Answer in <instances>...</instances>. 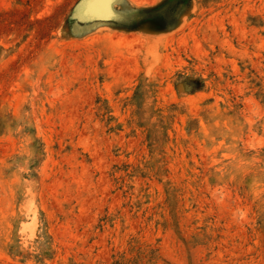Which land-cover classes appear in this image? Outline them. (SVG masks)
<instances>
[{
    "label": "rangeland",
    "instance_id": "1",
    "mask_svg": "<svg viewBox=\"0 0 264 264\" xmlns=\"http://www.w3.org/2000/svg\"><path fill=\"white\" fill-rule=\"evenodd\" d=\"M87 1L0 0V264H264V0Z\"/></svg>",
    "mask_w": 264,
    "mask_h": 264
},
{
    "label": "water",
    "instance_id": "2",
    "mask_svg": "<svg viewBox=\"0 0 264 264\" xmlns=\"http://www.w3.org/2000/svg\"><path fill=\"white\" fill-rule=\"evenodd\" d=\"M114 0H88L86 3L85 15L88 18L96 19H111L113 18L119 24H129L123 13H116L113 10L112 4ZM102 4V6L100 5ZM136 18H139L137 16Z\"/></svg>",
    "mask_w": 264,
    "mask_h": 264
}]
</instances>
